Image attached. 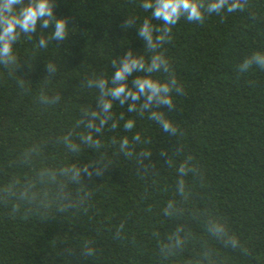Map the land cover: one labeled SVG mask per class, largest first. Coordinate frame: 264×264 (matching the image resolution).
I'll return each mask as SVG.
<instances>
[{
	"label": "trees",
	"instance_id": "16d2710c",
	"mask_svg": "<svg viewBox=\"0 0 264 264\" xmlns=\"http://www.w3.org/2000/svg\"><path fill=\"white\" fill-rule=\"evenodd\" d=\"M56 2L55 15L68 21L67 39L52 41V29L38 26L31 39L22 35L13 45L16 64L0 65V264H193L205 242L211 258L200 264H264V69L239 71L245 58L264 52V0H248L244 11L206 14L203 23L182 18L173 27L159 49L170 71L151 78L175 79L183 89L172 92L173 110L162 108L177 135L141 114L142 101L135 112L128 111L131 101H113V119L96 137L99 148L82 142L89 131L82 110L95 107L98 97L87 79L110 82L112 61L129 48L147 63L153 53L136 27L145 19L160 22L141 0ZM129 17L137 25L125 30ZM40 36L46 48L39 47ZM49 63L54 76L46 73ZM143 76L134 72L129 87ZM65 136L79 150L69 149ZM125 137L133 156L119 148ZM142 152L152 153L144 161L151 165L138 172ZM186 156L198 171L185 178L190 195L183 200L177 167ZM84 166L106 169L79 182L62 174ZM170 200L181 215L164 214ZM209 216L223 221L243 248L209 239ZM182 225V251L163 258L160 243ZM84 248L92 255H81Z\"/></svg>",
	"mask_w": 264,
	"mask_h": 264
},
{
	"label": "clouds",
	"instance_id": "9594fccd",
	"mask_svg": "<svg viewBox=\"0 0 264 264\" xmlns=\"http://www.w3.org/2000/svg\"><path fill=\"white\" fill-rule=\"evenodd\" d=\"M247 3L248 0H141L140 7L145 11H150L152 19L160 22L159 25H153L151 20L145 19L139 27H136L137 36L145 42L144 46L153 54L146 63L142 56L134 55L133 50L129 48L120 59L112 61L114 71L110 82L104 78L87 79V87L95 88L98 91V97L95 107L82 110V121L89 130L88 134L82 137V142L92 148L101 146L100 139L96 137L102 134L103 128L113 119L111 112L113 101H118L121 104L131 101L128 104L129 112H135L137 102L142 101L140 103L141 114L147 111L149 119L158 123L162 131L171 136L177 135V127L166 119L162 108L173 110L172 92L175 91L180 95L183 93V89L175 79L161 83L159 80L151 78L153 73L170 71L169 62L159 49L170 41L173 27L182 18L188 22L203 23L206 14L244 11ZM56 7V0H0V65L9 67L16 64L13 45L22 35L31 39L37 33L38 26L42 30L52 29V41L63 42L67 39L69 27L67 18L57 17L54 11ZM133 25H137L136 19L129 17L121 27L126 30ZM38 45L40 48H46L48 40L44 36H40ZM253 65L264 69V52H256L245 58L239 66V71L245 72ZM56 72L57 68L53 63L46 65L47 75L54 76ZM134 72H144L145 76L135 77L129 87L128 78ZM58 99L59 97H52L51 100H48L47 97L44 98L50 103H55ZM111 126L116 127V124L112 123ZM125 128L131 130L133 123L129 121L125 124ZM132 139L136 142L140 141L139 134ZM64 142L69 149L79 150V146L73 144L69 136H65ZM119 148L125 156L130 157L134 154L130 141L126 137L121 140ZM160 154L166 157V164H171L167 152ZM151 156L150 152L140 153L138 172L147 171L151 162L145 163L144 161L146 159L151 161ZM105 169L106 167H95L91 170L90 166L71 167L63 169L62 174L66 175L69 180L79 182L85 176L89 180L94 176H102ZM197 171L198 169L190 156H186L177 167V194L183 200H187L190 195V188L186 184L185 178L195 175ZM3 191L7 193L9 190L4 189ZM164 214L167 216L181 215L182 210L175 200H170L164 209ZM205 227L209 239L222 243L224 247L233 250L243 248L238 237L231 235L227 230V225L220 219L209 216L206 219ZM122 228L123 225L117 230V235ZM185 233L186 226H179L160 243V254L163 258L173 257L182 251L185 244ZM69 252L71 249L66 250V254ZM92 252L91 248L80 250V254L84 256H90ZM211 253V248L205 242L198 260L193 264L210 260Z\"/></svg>",
	"mask_w": 264,
	"mask_h": 264
}]
</instances>
